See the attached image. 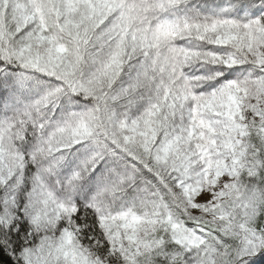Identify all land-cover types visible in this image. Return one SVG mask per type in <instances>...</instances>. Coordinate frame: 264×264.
Listing matches in <instances>:
<instances>
[{
	"label": "rangeland",
	"instance_id": "374dc122",
	"mask_svg": "<svg viewBox=\"0 0 264 264\" xmlns=\"http://www.w3.org/2000/svg\"><path fill=\"white\" fill-rule=\"evenodd\" d=\"M263 225L264 0H0L20 264H264Z\"/></svg>",
	"mask_w": 264,
	"mask_h": 264
},
{
	"label": "trees",
	"instance_id": "16d2710c",
	"mask_svg": "<svg viewBox=\"0 0 264 264\" xmlns=\"http://www.w3.org/2000/svg\"><path fill=\"white\" fill-rule=\"evenodd\" d=\"M19 67H21V66L18 65V68ZM79 97L81 99H83L82 95H79ZM89 102L94 104V106H96L98 108V112H99L98 122L100 125V129H104L105 121H104V117H103L102 107L100 106V104L98 103L97 100L93 101V99L92 100L90 99ZM74 214H75L74 218H75L76 224L78 226L80 224L79 220L81 218H84L85 220L89 221V223L94 228V231L98 235H100L101 232L99 231L98 224H97L98 215L93 208H91L88 205L81 204L78 206V208L76 209V212ZM263 227H264V225H263ZM10 235L11 236L9 237V234L7 232H5L2 228H0V264H20L19 254H20L21 247L19 246V244H20L19 240L16 236H13V234H10ZM258 259L263 260L264 254L259 255ZM234 264H236V263H234Z\"/></svg>",
	"mask_w": 264,
	"mask_h": 264
},
{
	"label": "water",
	"instance_id": "95a60500",
	"mask_svg": "<svg viewBox=\"0 0 264 264\" xmlns=\"http://www.w3.org/2000/svg\"><path fill=\"white\" fill-rule=\"evenodd\" d=\"M241 261H242V260H240V261H237V263H236V264H239Z\"/></svg>",
	"mask_w": 264,
	"mask_h": 264
}]
</instances>
